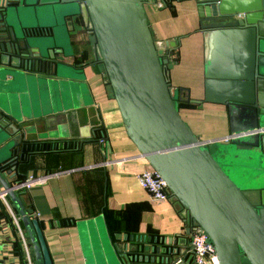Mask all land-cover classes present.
Instances as JSON below:
<instances>
[{
	"label": "water",
	"instance_id": "water-1",
	"mask_svg": "<svg viewBox=\"0 0 264 264\" xmlns=\"http://www.w3.org/2000/svg\"><path fill=\"white\" fill-rule=\"evenodd\" d=\"M193 1L204 43L203 99L173 85L181 38L156 37L146 12L153 0H0V94L62 75L64 62L75 55L71 27L83 24L95 37L126 132L166 182L185 235L207 234L219 264H264V0ZM183 103L226 106L230 132L201 138L183 117ZM2 107L0 147L23 152L24 118ZM20 158L0 157L6 190ZM9 195L37 264H55L41 222L30 219L14 189ZM130 241L120 245L116 264L193 261L182 235Z\"/></svg>",
	"mask_w": 264,
	"mask_h": 264
},
{
	"label": "crops",
	"instance_id": "crops-1",
	"mask_svg": "<svg viewBox=\"0 0 264 264\" xmlns=\"http://www.w3.org/2000/svg\"><path fill=\"white\" fill-rule=\"evenodd\" d=\"M153 1L146 5V12L156 37L181 38L178 49L183 51V59L172 71L173 85L189 88L192 98L203 99L204 43L202 33L197 32L195 1H173L171 5L165 0ZM160 1L163 7L156 6ZM83 29L91 35L83 24L70 31L75 55L64 62L68 67L62 69V75L51 74L45 76L49 83L21 84L0 94L2 108L24 118L27 139L53 142L36 148L33 161L23 168L21 176L46 178L21 193L16 191L21 204L30 219L35 216L41 222L55 264H116L120 245L143 236L153 240L182 235L187 255H191V236L185 235L186 223L178 207L170 201L153 202L139 183L138 175L148 164L126 132L118 105L105 84L103 65L91 53L94 46L76 41V33L80 35ZM191 47L196 60L188 66L185 49ZM191 70L195 78L189 81L187 72ZM204 104L208 110L213 108L212 113H227L228 128L210 136L191 124L194 132L204 139L227 135L228 108L215 103L199 105ZM15 153L23 155L20 148L0 147L4 162ZM9 199L19 211L17 202L10 195ZM24 229L37 264L30 234ZM21 251L22 259L17 255ZM0 264H27L26 250L1 199Z\"/></svg>",
	"mask_w": 264,
	"mask_h": 264
},
{
	"label": "built area",
	"instance_id": "built-area-1",
	"mask_svg": "<svg viewBox=\"0 0 264 264\" xmlns=\"http://www.w3.org/2000/svg\"><path fill=\"white\" fill-rule=\"evenodd\" d=\"M159 7H163L164 4L158 3ZM141 157L146 161V159L141 155ZM148 164V162L146 161ZM14 174L8 175L9 181L12 183L11 189H4L0 184V199L4 202L10 216L13 220V224L17 230L20 240L26 250L27 264H36L33 261L29 242L27 239L26 231L22 225V216L15 207L11 204L9 199L10 190L23 191L38 182L44 180L45 177H37L29 175L25 180L19 182L14 179ZM138 180L140 185L146 189L151 197V200L156 203H166L169 201L170 194L168 186L164 179L159 175V173L149 164L147 167L138 175ZM36 218L35 216H32ZM189 252L193 255V264H219L217 254L215 252L214 246L211 243L207 234L203 232L192 233Z\"/></svg>",
	"mask_w": 264,
	"mask_h": 264
},
{
	"label": "rangeland",
	"instance_id": "rangeland-1",
	"mask_svg": "<svg viewBox=\"0 0 264 264\" xmlns=\"http://www.w3.org/2000/svg\"><path fill=\"white\" fill-rule=\"evenodd\" d=\"M160 2L163 4L162 1ZM156 6H158V4H156ZM76 35L78 36V40L76 41L78 44L81 45L88 43H90L91 45L95 41L94 36L85 34V29H83L80 32V35L78 33H76ZM185 44L187 45V41H185ZM93 52H94V48H93ZM185 53H187L185 56L188 59L187 61L188 66H190L191 63L194 60H196L195 52L194 50H192L191 47L190 49L186 48ZM174 58L180 63L183 59V51L181 49H177L174 52ZM187 75L189 76L188 77L189 81L195 78L194 71L192 70L188 71ZM0 103L3 105L1 100ZM208 109L209 107L205 106V104L204 105L183 104L181 112L185 120L189 123L190 126L192 124L195 130L196 129L199 131L201 130L204 134H212L210 136H215L216 134L228 128L227 113H223V114H219L218 112L212 113L213 108H211V110ZM221 117L222 119L220 121L215 120L216 118H221Z\"/></svg>",
	"mask_w": 264,
	"mask_h": 264
},
{
	"label": "trees",
	"instance_id": "trees-1",
	"mask_svg": "<svg viewBox=\"0 0 264 264\" xmlns=\"http://www.w3.org/2000/svg\"><path fill=\"white\" fill-rule=\"evenodd\" d=\"M168 3V2H167ZM169 4V3H168ZM89 50V49H88ZM90 51V50H89ZM93 52V50L91 49V53ZM177 61V60H176ZM109 90H110V87H108ZM111 92V90H110ZM112 93V92H111ZM183 104H190V103H183ZM181 104V109H182V105ZM191 105H195V104H191ZM208 105V104H206ZM101 137V136H100ZM53 143V142H52ZM52 143H49V142H33V141H30L29 139H26L24 138L23 139V146L26 147V149L22 152L23 155L21 156L20 158V161L18 162L17 164V169H16V173H15V177L14 179L16 181H18L19 179L20 180H25L27 178V174L25 176H21L23 175L22 172H23V168H25L26 165L30 164L33 159H34V152L37 151L38 149L40 150V148L42 149L44 147V145H46V147L52 145ZM56 143H54V146H55ZM68 144H70V142H68ZM38 148V149H36ZM36 149V150H34ZM39 152V151H38ZM10 167V165H6L4 167H2L3 169L4 168H8ZM15 172V171H14ZM13 172V174H14ZM21 193V191H19ZM19 212V211H18ZM24 228H25V225L23 224ZM17 231V230H16ZM22 254H23V251H21L20 253H17V255H20V258L22 259Z\"/></svg>",
	"mask_w": 264,
	"mask_h": 264
},
{
	"label": "flooded vegetation",
	"instance_id": "flooded-vegetation-1",
	"mask_svg": "<svg viewBox=\"0 0 264 264\" xmlns=\"http://www.w3.org/2000/svg\"><path fill=\"white\" fill-rule=\"evenodd\" d=\"M166 2H168L169 4H170V1L171 0H165ZM196 3V2H195ZM198 10V9H197ZM198 15H199V12H198ZM241 17V16H240ZM78 28H75L74 26H72L71 27V30L72 31H76ZM197 32L198 33H200L201 32V23H200V16H199V28H198V30H197ZM71 33V32H70ZM202 33V32H201ZM92 35V34H91ZM93 36V35H92ZM203 36V35H202ZM94 40H95V37H94ZM88 45H90V43H88ZM91 45H93L94 47V52H95V54H94V56L98 59V60H100L98 57H97V55H96V45H97V43H96V41H94V43H92ZM195 105H199V104H195Z\"/></svg>",
	"mask_w": 264,
	"mask_h": 264
}]
</instances>
